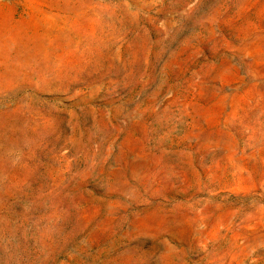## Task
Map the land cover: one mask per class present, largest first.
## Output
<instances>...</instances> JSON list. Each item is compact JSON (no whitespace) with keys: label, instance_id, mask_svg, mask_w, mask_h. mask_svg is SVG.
I'll use <instances>...</instances> for the list:
<instances>
[{"label":"rangeland","instance_id":"374dc122","mask_svg":"<svg viewBox=\"0 0 264 264\" xmlns=\"http://www.w3.org/2000/svg\"><path fill=\"white\" fill-rule=\"evenodd\" d=\"M0 264H264V0H0Z\"/></svg>","mask_w":264,"mask_h":264}]
</instances>
